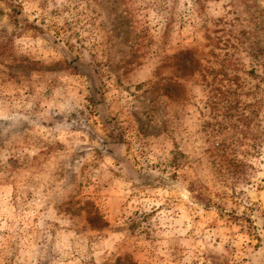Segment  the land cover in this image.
I'll use <instances>...</instances> for the list:
<instances>
[{
    "label": "rangeland",
    "instance_id": "374dc122",
    "mask_svg": "<svg viewBox=\"0 0 264 264\" xmlns=\"http://www.w3.org/2000/svg\"><path fill=\"white\" fill-rule=\"evenodd\" d=\"M0 264H264V0H0Z\"/></svg>",
    "mask_w": 264,
    "mask_h": 264
}]
</instances>
